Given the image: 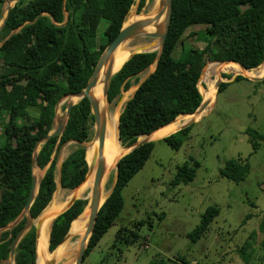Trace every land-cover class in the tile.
<instances>
[{"label":"trees","instance_id":"trees-1","mask_svg":"<svg viewBox=\"0 0 264 264\" xmlns=\"http://www.w3.org/2000/svg\"><path fill=\"white\" fill-rule=\"evenodd\" d=\"M135 1L21 0L10 11L0 32V41L3 42L17 31L0 47V231L16 222L26 207L32 188L35 146L53 129L57 102L64 95L79 93L86 88L100 56L122 29ZM172 1L170 29L157 67L139 85L119 116L118 135L123 147H129L140 137L196 112L204 99L198 84L207 59L220 63L238 62L247 70L257 69L264 62V0ZM5 2L0 0V21L4 18L2 5ZM145 4L146 0H139L138 13ZM230 7H244V10L228 15L226 9ZM44 13L50 14L59 24L65 22L67 13L68 21L57 27L49 16L42 15ZM139 16L133 14L130 19L136 20ZM102 21L106 22L103 31L106 43L99 45L97 38ZM196 25L206 27L200 32L206 46L199 50L183 48L179 59H176L174 54L184 33ZM156 59L157 52L140 53L129 59L111 80L108 102L117 98L122 89L129 90L131 79L147 70ZM222 74L215 75L214 81L221 80ZM5 79L14 80V83L4 85ZM242 80L245 78H235V82ZM228 85L221 83L219 93ZM93 123L90 103L84 98L72 108L63 135L51 138L41 147L38 165L46 171L30 208L33 219L48 207L57 189L56 173L61 149L69 142H88ZM190 129L191 126L179 130L163 140L178 150ZM250 133L255 137L254 132ZM258 139L263 140L257 135ZM254 141L252 145L256 151L258 142ZM154 146V142H148L119 160L115 189L98 214L85 258L98 247L121 215L124 209L122 191L142 170ZM57 147L59 152L53 157ZM92 149L78 147L62 162L60 185L63 189L74 190L85 181L88 172L86 155ZM94 160L91 157L92 164ZM189 163L185 166L188 169L185 175L179 177L185 182L193 179L196 168L200 167L198 161L194 165ZM248 173L249 164L231 159L220 170V177L240 182ZM87 203L85 199L76 200L54 220L48 246L51 252L62 243L72 222L83 213ZM219 212L217 206L208 207L200 224L189 234V239L199 241ZM26 221L24 218L12 229L0 232V262L9 260L12 245ZM260 229L263 235L260 247L264 251V220ZM127 231L118 234L119 243L129 245L133 235L138 236L134 232L132 236H125ZM36 258L37 237L32 227L18 244L14 262L36 264ZM150 264L167 263L156 260Z\"/></svg>","mask_w":264,"mask_h":264},{"label":"rangeland","instance_id":"rangeland-1","mask_svg":"<svg viewBox=\"0 0 264 264\" xmlns=\"http://www.w3.org/2000/svg\"><path fill=\"white\" fill-rule=\"evenodd\" d=\"M150 1L146 0L138 13L139 0H136L125 23L131 21L134 13H143ZM7 6V3L2 5L3 17ZM243 10L244 7H230L226 13L233 15ZM65 16L67 18L68 14ZM105 28L106 22L102 21L97 38L99 45L106 43L103 37ZM205 29L203 25L188 28L175 51V58L179 59L183 48L203 49L206 43L200 38V32ZM208 63L207 59L206 66ZM154 70L155 66H150L133 77L131 88L127 91L122 89L117 98L108 102L107 112L112 113L113 118L121 114L127 101ZM257 72L252 70L250 74ZM238 76L245 80L235 82L234 78ZM221 78L219 81L229 83L228 87L218 93L212 108L190 125L187 139L180 149L171 148L163 139L148 138L155 143L154 149L142 170L123 189L124 209L121 215L83 264H150L156 260H164L167 264H264V251L260 247L263 236L260 225L264 220V82L226 73ZM13 83L14 80H3L4 85ZM198 88L200 92L209 90L202 81V75ZM68 101L77 103L79 99L66 98L61 102L58 112H61L62 121ZM185 120L179 119L177 126ZM94 129L93 123L89 141L95 136ZM251 131L255 137L251 136ZM257 135L263 140H257ZM253 141L258 142L256 151ZM86 143L69 142L59 153L56 180L60 211L57 216L74 199H80L74 196L77 188L67 190L59 186L60 165L78 147L86 150ZM121 147L124 148L123 157L129 153V148ZM231 159L249 164V173L244 180L233 182L220 177V170ZM195 161L200 163L195 177L187 182L180 179L188 170L186 164L194 165ZM44 174L45 170L35 167L37 179ZM115 176L116 171L109 179L108 195ZM174 181L177 183L173 184ZM78 197L86 200L85 196ZM210 206H217L219 215L206 234L199 241L192 242L188 236L200 224ZM42 214L31 221L32 227L35 228ZM124 230H128L125 236L132 232L138 235L131 234L129 245L118 241V234ZM74 239L76 237L70 241Z\"/></svg>","mask_w":264,"mask_h":264},{"label":"bare ground","instance_id":"bare-ground-1","mask_svg":"<svg viewBox=\"0 0 264 264\" xmlns=\"http://www.w3.org/2000/svg\"><path fill=\"white\" fill-rule=\"evenodd\" d=\"M8 6L6 7V9ZM163 9V0H152L150 1L143 13L136 20H131L125 25H130L132 23L151 19L154 18L155 15L158 14L159 11ZM135 14V13H134ZM165 14L162 17L154 22L149 28L145 30L148 33H154L160 28L164 22ZM126 21V20H125ZM154 42L155 45L151 49L152 51H158L160 48V39L153 40H146L144 44H150ZM143 42L136 41V40H128L121 44L117 50L114 52L110 65L113 69V72H117L120 68L124 65L127 59L134 53L141 51L142 46H144ZM108 66H104L100 72L98 81L92 91V95L94 99L98 102L99 111L103 115L106 116V128L105 134L102 141L95 135L88 141L85 146L87 149L93 148L88 156L86 155V160L89 165H94L92 171L88 174L85 181L74 191V196L78 198V196H85L86 200L89 202L92 197V192L96 180V172L99 165L100 159L103 161L104 165V175L101 180V203L105 201L108 197L107 193V185L109 183V179L116 171V165L121 159L122 155L124 154V148L120 145L119 135H118V121H119V114L115 115L113 118V114L107 112V99L103 95V88L105 86V74L107 71ZM154 69V68H153ZM258 72L256 74H250L252 70H244L234 63L231 62H224V63H208L205 69L203 70L202 74V81L205 83L206 87L209 89H202L201 94L205 101L210 102L208 107L204 110V112L195 115L184 116L181 119H186L185 122L177 126V122L179 119L175 120L171 124L165 126L164 128L158 129L152 134H150L147 138L150 140H160L164 137L172 134L177 129H179L183 124H186L190 120L198 121L204 114H206L215 103L216 93H217V82L214 81L213 77L218 73H226V74H234V75H242L248 78H261L264 76V63L259 66L257 69ZM201 85V84H200ZM200 90V89H199ZM61 104V102H60ZM59 104V106H60ZM58 106V109H59ZM62 110V109H61ZM61 112L59 113L57 110L55 126H57L58 121L61 120L60 116ZM62 121V120H61ZM97 151V152H96ZM91 157H93L94 162L91 163ZM38 172V171H37ZM36 173V172H35ZM34 174V170H33ZM59 191H57L51 203L48 207L44 210L41 219L39 220L40 226V235L37 239V262L36 264H46L48 260H53L56 264H76V258L78 252L80 250V246L85 238L86 232L89 226L90 220V210L89 208H85L84 212L72 223L70 227V232L68 238L61 243L56 250L53 252H49V235H50V228L53 219L57 216L60 210L57 207V197ZM77 224V225H76ZM76 237V239L70 241ZM65 246V247H64ZM64 247V248H63Z\"/></svg>","mask_w":264,"mask_h":264},{"label":"water","instance_id":"water-1","mask_svg":"<svg viewBox=\"0 0 264 264\" xmlns=\"http://www.w3.org/2000/svg\"><path fill=\"white\" fill-rule=\"evenodd\" d=\"M20 1L21 0H6L5 3H7L8 9H7L6 13H5V16H4L3 20H2V22L0 23V32H1L2 28L4 27L9 15H10V11ZM172 13H173V1L172 0H163V9L161 11H159L158 14L155 15L154 18L141 20V21L132 23L130 25H125V22H124L123 27L120 30V32L118 33V35L109 43V45L106 47V49L103 51L102 55L100 56L98 64H97V66H96V68H95L90 80L88 81V84H87L86 88L84 90H82L81 92H79V93L67 94V95H64L63 97H61L59 99V101L57 102V105H56V109H55V118H54L53 125L55 124V121H56L57 110H58V106H59L60 102L66 100V98L68 99V98L75 97L76 99H79V101H81L84 98H87L89 103H90L91 114L94 117V127H95L94 134L99 138V140L101 141L100 143L102 144V141H103V138H104V134H105V128H106V116L103 115L102 113H100L98 102L94 99V97L92 95V91H93V89H94V87H95V85H96V83L98 81V78H99V75H100V72H101L102 68L104 66H106V65L108 66L106 74H105V86L103 88V95L106 97V99H107V96H108V90H109V86H110L112 78L124 66L123 65L120 68V70H118L117 72L114 73L113 69H112V67L110 65L111 58H112L114 52L117 50V48L121 44H123L124 42H126L128 40H136V41L139 40V41L143 42V44H144V42L146 40L155 41L156 39H160V42H161L160 43V48H159L158 51H155V52H157V59H156L155 63H153L151 65V66H155V69H156L157 62H158V60H159V58L161 56L162 48H163V46L165 44L169 29H170ZM164 14H165L164 22H163L162 26L160 28H158V30L156 32H154V33L145 32V30L147 28H149V26H151L154 22L158 21L162 17V15H164ZM42 15L49 16L51 18L52 22L57 27L64 26L67 23V21H68V16H67L65 22L62 23V24H59V23L56 22V20L50 14L44 13ZM31 23H34V22H28L27 24H31ZM16 33H17V31H14L13 33H11L10 36L6 40H8L10 37H12ZM6 40H4V41H6ZM4 41L2 42L0 47L3 45ZM154 45H155L154 42H151L149 45L148 44H144V46H142V48H141V51H138V52L132 54L129 57V59H131L136 54L154 52V51L151 50L154 47ZM232 63L237 64L241 68L247 70L241 63H238V62H232ZM202 74H203V71H202ZM252 79L254 81H256V82L257 81H264V76L262 78H252ZM234 80H235V78H234ZM221 83H222L221 81H219L217 83V93H216L215 101L217 99ZM1 99H2V95H1V90H0V103H1ZM107 102H108V100H107ZM67 103L68 104H67L66 112H65V115H64V121L59 120L57 126H55L45 138H43V139H41V140H39L37 142V144L35 146L34 156H33V163H32L33 170L35 169V167H37L38 169H41L39 167V165H38V159H37L38 153H39L41 147L48 140H50L51 138H53V137L60 138L63 135L64 130H65L66 125H67L68 118L70 116V112H71L72 108L77 104V103H74V102H71V101H68ZM209 104H210V102H207V101H205L203 99L200 107L196 110V112H194L193 114H190V115L200 114V113L204 112V110L208 107ZM194 122H196V121L195 120H191L186 125L181 126L180 129H178L177 131L189 127ZM118 132H119V121H118ZM148 136L149 135L142 136L135 143L130 145L128 147L129 148V153L132 152L133 150L141 147L142 145H144V144H146L148 142H151L148 138H143V137H148ZM83 144L84 143H81L80 145H83ZM58 152L59 151H58V147H57L55 149L53 157H56ZM93 168H94V165L91 166V165L88 164V172H87L86 177L92 171ZM60 169H61V165H60V168H59V175H60V172H61ZM45 171H46V169H45ZM103 175H104V165H103V161L100 159L99 165H98V168H97V172H96V180H95V184H94V188H93V192H92V197H91L90 201L87 203V205L85 207V208L88 207L89 210H90L89 226H88V230L86 232L85 238H84V240H83V242H82V244L80 246V250H79L77 258H76V264H83L86 250H87V248L89 246L90 239H91V237L93 235V232H94V228H95V224H96V221H97V218H98V214H99L101 208L103 207V205L105 204V202L107 201V199L110 197V195L112 194V192L115 189L116 182H117V175H118V163L116 165V176H115L114 185H113L112 189L110 190V193H109L108 197L105 199V201L103 203H101V196H102L101 180L103 178ZM42 179H43V177L37 179L34 176V174H33L32 188H31L30 195H29V198H28V201H27V204H26V207H25L24 211L20 215L19 219L16 220V222H14L13 224L9 225L8 227H6V228H4V229H2L0 231V232H2V231H5V230L12 229L20 220H22L24 218H26V220H27L26 224H25V227L19 233V235L17 236V238L15 239V241H14V243L12 245L9 260L2 261V262H0V264H15V262H14L15 250H16L18 244L21 242V240L27 234V232L32 228L31 221L33 220V218L30 215V208H31V206H32V204H33V202H34V200H35V198H36V196H37V194L39 192ZM58 184L61 187V185H60V177H59ZM56 191H57V189H56ZM56 191H55V193H56ZM80 199H83V198H80ZM76 200H78V199H74L71 202V204L67 207V209H65L63 212L67 211L74 204V202ZM1 201H2V190L0 189V203H1ZM57 217H55L53 219L52 224H53L54 220ZM52 224H51V228H52ZM51 228H50V232H51ZM35 231H36V237L38 239V237L40 235L39 222L35 226ZM69 232L65 236L64 240L62 241V243L68 238ZM49 238H50V235H49ZM49 252H51V251L49 250ZM37 258H38V255H37ZM37 258H36V262H37ZM46 264H56V263L53 260L50 259V260H48V262Z\"/></svg>","mask_w":264,"mask_h":264},{"label":"crops","instance_id":"crops-1","mask_svg":"<svg viewBox=\"0 0 264 264\" xmlns=\"http://www.w3.org/2000/svg\"><path fill=\"white\" fill-rule=\"evenodd\" d=\"M179 129H180V128H179ZM177 130H178V129H177ZM177 130H176V131H177ZM176 131H175V132H173L172 134L176 133ZM172 134H170V135H172ZM170 135H168V136H170ZM168 136H166V137H168ZM164 138H165V137H164ZM164 138H163V139H164Z\"/></svg>","mask_w":264,"mask_h":264}]
</instances>
